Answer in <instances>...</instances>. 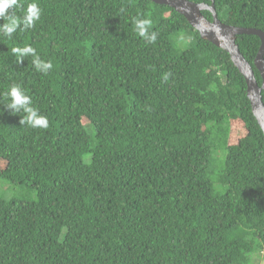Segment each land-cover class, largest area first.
<instances>
[{"label":"trees","instance_id":"obj_1","mask_svg":"<svg viewBox=\"0 0 264 264\" xmlns=\"http://www.w3.org/2000/svg\"><path fill=\"white\" fill-rule=\"evenodd\" d=\"M31 2L8 12L22 20ZM35 2L32 27L0 33V179L19 187L0 196V264L252 262L264 251V132L229 53L152 0ZM214 6L222 22L264 31V0ZM236 42L261 85L260 37ZM25 45L46 73L13 54ZM12 85L47 128L4 106ZM232 120L246 130L235 143Z\"/></svg>","mask_w":264,"mask_h":264},{"label":"water","instance_id":"obj_2","mask_svg":"<svg viewBox=\"0 0 264 264\" xmlns=\"http://www.w3.org/2000/svg\"><path fill=\"white\" fill-rule=\"evenodd\" d=\"M160 5H167L182 14L198 32L200 36L212 42L216 46L226 50L233 63L244 75L247 83V93L251 102L252 111L264 132V31L257 28L237 27L225 24L217 15L214 6L207 3H195L189 0H152ZM212 13V20H209L203 11ZM257 35L261 39V46L255 58L254 64L262 77V84L259 85L252 65L241 53L236 42L237 35Z\"/></svg>","mask_w":264,"mask_h":264},{"label":"clouds","instance_id":"obj_3","mask_svg":"<svg viewBox=\"0 0 264 264\" xmlns=\"http://www.w3.org/2000/svg\"><path fill=\"white\" fill-rule=\"evenodd\" d=\"M13 7H22L19 4V0H0V18L3 20L6 19V22L0 24V33H3L9 38H11L12 34L16 32L21 24H23L25 29L32 27L34 23L40 19L41 14L35 0L27 5L22 20L9 14L8 10ZM133 24L139 36L144 37L149 42L155 41L156 34L154 32L149 34L148 31L150 27V21L148 19L134 18ZM12 52L21 58L31 55L33 57V64L39 71L46 73L52 67L50 62L41 60L35 49L30 45H25L23 48H13ZM163 79L167 80L168 74H164ZM4 95L9 100V103L4 105L7 109H11L13 113H24V115L21 116L20 124L27 125L31 128L48 127L47 117L43 115L38 108L33 106L31 97L27 95L19 85L10 86L7 93Z\"/></svg>","mask_w":264,"mask_h":264},{"label":"rangeland","instance_id":"obj_4","mask_svg":"<svg viewBox=\"0 0 264 264\" xmlns=\"http://www.w3.org/2000/svg\"><path fill=\"white\" fill-rule=\"evenodd\" d=\"M85 121V120H84ZM86 122V121H85ZM230 135H229V141L230 143H235L238 141V139L245 135L246 130L244 127V124L241 120H232L230 123ZM221 153V152H218ZM16 188L15 186H11L8 182H5L0 179V196L10 199L12 198L14 191ZM19 190V189H18ZM20 192V190H19ZM254 253L252 257V262L249 264H264V251L255 255Z\"/></svg>","mask_w":264,"mask_h":264}]
</instances>
